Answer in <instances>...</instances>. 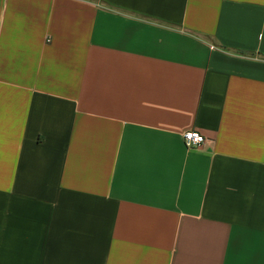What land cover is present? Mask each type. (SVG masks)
I'll use <instances>...</instances> for the list:
<instances>
[{
    "label": "crops",
    "instance_id": "obj_1",
    "mask_svg": "<svg viewBox=\"0 0 264 264\" xmlns=\"http://www.w3.org/2000/svg\"><path fill=\"white\" fill-rule=\"evenodd\" d=\"M0 264H264V0H0Z\"/></svg>",
    "mask_w": 264,
    "mask_h": 264
},
{
    "label": "built area",
    "instance_id": "obj_2",
    "mask_svg": "<svg viewBox=\"0 0 264 264\" xmlns=\"http://www.w3.org/2000/svg\"><path fill=\"white\" fill-rule=\"evenodd\" d=\"M183 143L188 149H196L205 143V137L198 131H187L183 134Z\"/></svg>",
    "mask_w": 264,
    "mask_h": 264
}]
</instances>
